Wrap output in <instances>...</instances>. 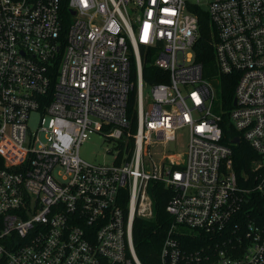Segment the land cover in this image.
Listing matches in <instances>:
<instances>
[{
	"label": "built area",
	"instance_id": "1",
	"mask_svg": "<svg viewBox=\"0 0 264 264\" xmlns=\"http://www.w3.org/2000/svg\"><path fill=\"white\" fill-rule=\"evenodd\" d=\"M199 7L264 190V0H0V264H143L151 180L171 189L156 264H264V214L236 218L246 189L195 60ZM152 51L168 81L145 82ZM94 131L110 160L80 155Z\"/></svg>",
	"mask_w": 264,
	"mask_h": 264
},
{
	"label": "trees",
	"instance_id": "2",
	"mask_svg": "<svg viewBox=\"0 0 264 264\" xmlns=\"http://www.w3.org/2000/svg\"><path fill=\"white\" fill-rule=\"evenodd\" d=\"M196 12L199 18L200 36L194 46L195 60L203 65L204 76L218 89L217 109L223 113L224 141L233 148V168L237 175L238 186L246 189L236 218L240 217L241 220L246 221L254 218L257 213L264 214V190L254 188L257 179L253 163L259 157V153L234 129L228 116V112L234 107L238 73H224L220 70L215 58L216 28L206 10L199 7ZM155 58L153 51L144 56L143 77L149 84L169 79L168 71L157 66L154 63ZM235 138H239V142H234ZM150 191L155 214L152 218L136 217L133 231L134 248L143 264L158 262L166 228L171 222V216L166 210L171 189L162 182L151 180Z\"/></svg>",
	"mask_w": 264,
	"mask_h": 264
},
{
	"label": "rangeland",
	"instance_id": "3",
	"mask_svg": "<svg viewBox=\"0 0 264 264\" xmlns=\"http://www.w3.org/2000/svg\"><path fill=\"white\" fill-rule=\"evenodd\" d=\"M146 94L150 93V87L145 86ZM112 145L111 142L105 140L97 131H94L88 135V137L80 145V155L90 161H103L110 160L107 155V149ZM171 151H183L187 145V135L183 131L179 132L177 142L168 143ZM168 149V150H169Z\"/></svg>",
	"mask_w": 264,
	"mask_h": 264
},
{
	"label": "water",
	"instance_id": "4",
	"mask_svg": "<svg viewBox=\"0 0 264 264\" xmlns=\"http://www.w3.org/2000/svg\"><path fill=\"white\" fill-rule=\"evenodd\" d=\"M234 104H236V99H234ZM233 141L234 142H239V138H235Z\"/></svg>",
	"mask_w": 264,
	"mask_h": 264
}]
</instances>
